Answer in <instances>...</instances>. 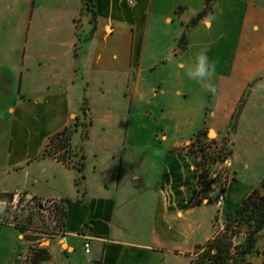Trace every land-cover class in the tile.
<instances>
[{
	"label": "crops",
	"instance_id": "obj_1",
	"mask_svg": "<svg viewBox=\"0 0 264 264\" xmlns=\"http://www.w3.org/2000/svg\"><path fill=\"white\" fill-rule=\"evenodd\" d=\"M207 1L96 0L97 30L75 57L68 21L83 0H0V202L17 191L63 201L66 234L41 245L50 264H190L214 236L218 209L198 202L190 147L203 128L228 132L243 99L261 110L264 0H216L191 24ZM205 48L215 94L186 74ZM83 109L92 124L79 172L46 150ZM237 183L223 217L259 186L241 195ZM6 206L0 264H17L28 244Z\"/></svg>",
	"mask_w": 264,
	"mask_h": 264
},
{
	"label": "trees",
	"instance_id": "obj_2",
	"mask_svg": "<svg viewBox=\"0 0 264 264\" xmlns=\"http://www.w3.org/2000/svg\"><path fill=\"white\" fill-rule=\"evenodd\" d=\"M83 2L86 5V10L93 14L94 20L97 14L96 0H83ZM215 3L216 0H208L205 9L197 14L191 24H196L202 18L207 17L214 10ZM184 42L183 38L182 46H184ZM83 117V119L80 116L77 117L71 125L54 135L46 150L50 156H57L59 160L68 163L79 172L84 171V156L78 154V151L74 149V138L81 129L87 132L92 124L91 120L88 123L83 122L89 117L86 109H83ZM235 132L236 129L232 125L228 132L217 140L211 139L208 129L203 128L191 143L190 149L198 152L201 156L199 203H202L204 199L212 200L211 193L215 190L217 182L215 172L219 166L225 164L232 157ZM214 146L216 150L211 151ZM206 148H209V151ZM73 156L79 158L78 163L72 164L69 161ZM4 196L8 197L9 195ZM58 210L61 214V223L66 225L67 212L64 205L58 206ZM223 220L224 226L218 229L208 242L197 246L190 264H255V259L262 255L260 247L264 240V179L260 186L256 187L232 214L223 217ZM47 260H49L47 253L45 250H41L35 263ZM260 264H264V260Z\"/></svg>",
	"mask_w": 264,
	"mask_h": 264
},
{
	"label": "rangeland",
	"instance_id": "obj_3",
	"mask_svg": "<svg viewBox=\"0 0 264 264\" xmlns=\"http://www.w3.org/2000/svg\"><path fill=\"white\" fill-rule=\"evenodd\" d=\"M76 13L75 19L73 21H68L71 28V35L75 36L74 41L76 43L73 54L75 57L78 55V51L83 48L84 44L88 43V41H91L97 30V14L93 20V14L86 10V5L84 2ZM85 15L88 16L86 20L84 17ZM253 106H255L254 103L251 105L250 102L246 103L245 99H243L234 119L233 125L240 137L239 140L236 141L234 146V154L232 155L233 165L236 172L234 169L225 166V164L220 166L223 170L226 169V171H228L227 176L229 178H231V176H237V185L240 188L241 195L245 194V192L253 186H260L264 179V151L261 150L262 140H264V131H262V137H260V141L257 143V146L248 145L251 143V140H253L254 135H256L258 132L259 117H262L261 125L262 128H264V104L259 105L261 109L260 111H258V109ZM80 117L81 119L84 118L82 112ZM89 117L83 122L88 123L92 119H89ZM88 129L87 132L81 129L74 138L73 147L80 155H83L81 153L82 145L87 139ZM209 137L211 139H215L216 133L213 136L209 135ZM206 149L209 151V148ZM215 150L216 147L214 146L211 151ZM69 161L72 164H76L78 163L79 158L73 156ZM247 161L249 166L246 165ZM220 171L221 170L218 167L215 174L218 175ZM220 176L221 175L216 178L219 182L215 183V190L211 193V202L214 205L215 198L218 196V194L222 191H226V186H223V184L220 182ZM205 200L209 201L208 199ZM5 201L7 203L6 211L8 213V222L15 224L21 230V232L26 236V241L28 244V247L19 255L20 257L17 259V264H36L35 261L38 258L39 251L41 250H45L49 260L40 261L38 264H50L51 255L48 249L42 247L41 245H45L49 239L54 238V236L43 233L45 229L55 226L53 212H50L49 215L48 213L44 214L38 210L36 206L38 203H42L43 200L40 201L39 199H32V201H29V199L24 195H21L20 198H15L14 194H11L8 197H5ZM57 214L59 215V213ZM222 215L223 214H221V210L218 209V214L214 221L215 232L224 226ZM21 225L23 227H21ZM260 249L262 255L255 259V264H260L264 260V240L261 242Z\"/></svg>",
	"mask_w": 264,
	"mask_h": 264
},
{
	"label": "built area",
	"instance_id": "obj_4",
	"mask_svg": "<svg viewBox=\"0 0 264 264\" xmlns=\"http://www.w3.org/2000/svg\"><path fill=\"white\" fill-rule=\"evenodd\" d=\"M219 169L221 171L218 173V175L215 174V178H217V177H219V175H221L220 176V182L223 184V186L224 185L226 186L227 182L229 180V177L227 176L228 171H226V169L223 170L222 167H220ZM217 182H219V181H217ZM21 195H22L21 191H17L14 194L15 198H20ZM31 200L32 199H29V201H31ZM225 200H226V194H225V191H222L215 198V205H216L217 209L222 210ZM4 202L7 205L6 201H4ZM61 205H64V203L61 199L43 200L42 203L40 202L39 204L36 205L38 210H40L44 214L48 213V215H49L50 212H53V216L55 218V224L54 225L56 227L54 226V227H50L49 229H45L43 231V233H45L47 235L54 236V237L63 236L66 234L65 225L63 223H61V221H60L61 220V218H60L61 214L59 213V210H58V206H61ZM57 213H59V215ZM57 223H58V225H57ZM21 227H23V226L21 225ZM42 230H40V231H42ZM89 247H90V245L87 244L86 245L87 252H89Z\"/></svg>",
	"mask_w": 264,
	"mask_h": 264
},
{
	"label": "clouds",
	"instance_id": "obj_5",
	"mask_svg": "<svg viewBox=\"0 0 264 264\" xmlns=\"http://www.w3.org/2000/svg\"><path fill=\"white\" fill-rule=\"evenodd\" d=\"M186 74L189 79L199 83L206 92L216 93V88L211 83L216 75V64L210 60L206 48L195 54L194 63ZM5 206V202H0V215L4 214Z\"/></svg>",
	"mask_w": 264,
	"mask_h": 264
},
{
	"label": "water",
	"instance_id": "obj_6",
	"mask_svg": "<svg viewBox=\"0 0 264 264\" xmlns=\"http://www.w3.org/2000/svg\"><path fill=\"white\" fill-rule=\"evenodd\" d=\"M210 135L213 136V135H214V131H211V132H210Z\"/></svg>",
	"mask_w": 264,
	"mask_h": 264
},
{
	"label": "bare ground",
	"instance_id": "obj_7",
	"mask_svg": "<svg viewBox=\"0 0 264 264\" xmlns=\"http://www.w3.org/2000/svg\"><path fill=\"white\" fill-rule=\"evenodd\" d=\"M214 135H215V132H214Z\"/></svg>",
	"mask_w": 264,
	"mask_h": 264
}]
</instances>
